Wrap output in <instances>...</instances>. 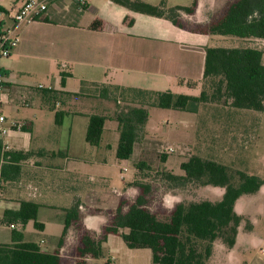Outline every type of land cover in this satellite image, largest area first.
Returning <instances> with one entry per match:
<instances>
[{
  "label": "crops",
  "instance_id": "crops-1",
  "mask_svg": "<svg viewBox=\"0 0 264 264\" xmlns=\"http://www.w3.org/2000/svg\"><path fill=\"white\" fill-rule=\"evenodd\" d=\"M21 2L0 0V7ZM145 2L158 3L152 0ZM166 3L170 5L167 0ZM168 20L164 16L129 9L112 0H48L47 10L42 16L17 27V46L9 57L0 59L6 75L0 103V115L5 116V121L0 125L10 126L17 121L21 127L12 126L7 134L0 133V146L2 152L22 150L30 154L14 162L20 165V170L13 178L8 177L13 175L14 168L0 157V171L3 169L7 178L0 194L3 212L7 208L17 209L21 200H33L39 203L38 218L42 212L45 217H51L47 210L53 208L59 211L57 216L63 224V207L70 206L77 199L84 226L94 234L100 233L101 228H96L106 224L107 209L86 215L85 209L92 207L85 203L83 194L89 191L96 168L108 162L106 153H114L113 164L117 166L125 159L116 156L119 131L115 115L118 102L97 96V84L161 90L152 86L151 79L178 72L182 77L179 80L181 84L193 89L191 94L200 92L208 46L203 45L202 51L197 53L191 50V43L171 41L168 32L176 33L182 27ZM183 47L192 52L185 53ZM197 63L199 66L195 69ZM62 71L67 75L64 85L61 82ZM141 76L149 78L141 81ZM131 80L140 82L134 84ZM187 80H196L198 84L190 86ZM40 83L51 88H39ZM56 111L61 112L60 124L55 122ZM93 113L107 116L98 145L86 141L89 116ZM108 121L114 122L110 128L107 127ZM18 131L24 134L17 135L15 132ZM144 132L141 140L149 136L146 130ZM15 135L17 139H14ZM125 171L120 168L123 179ZM101 215H105L103 220ZM91 218L96 219L95 228L90 223ZM41 222L44 224L41 230H44L47 222ZM73 234L75 238L69 242L68 237ZM59 238L60 235L55 236L58 247ZM41 241H45L44 238ZM73 241L78 243V234L70 228L59 248L61 256ZM259 250L264 252V247ZM260 252L246 264H264Z\"/></svg>",
  "mask_w": 264,
  "mask_h": 264
},
{
  "label": "trees",
  "instance_id": "trees-1",
  "mask_svg": "<svg viewBox=\"0 0 264 264\" xmlns=\"http://www.w3.org/2000/svg\"><path fill=\"white\" fill-rule=\"evenodd\" d=\"M112 1L135 11L164 16L174 24L195 32L264 39V0H228L209 20L193 25L181 18L194 12V2L192 5H168L166 0L156 4L143 0ZM66 76L62 71V85ZM187 84L194 86L198 81L187 80ZM96 89L97 96L118 102L115 115L119 131L116 156L129 159L136 143L144 137L150 107L197 112L202 103L223 101L235 108L264 112V51L250 45L208 46L197 95L112 83H98ZM106 119V115L90 114L87 142L92 145L100 143ZM55 122L61 123L60 111L55 113ZM29 154V151L22 150L2 152L0 146V157L14 168L13 175L8 178H13L20 170V165L14 162L27 158ZM161 156L165 161L167 155ZM137 167L150 170L145 161H139ZM180 167L183 170L181 174L169 169L158 171L159 179L175 190H183L192 184L223 188L221 198L214 201L208 198L180 199L163 217L148 206V195L153 190L151 180L137 179L130 185L138 187L139 193L131 200L120 199L115 208L105 211L107 222L99 234L84 226L79 200L75 199L70 206L63 207L59 247L52 252L44 250L37 241L25 239L23 230L28 221L33 220L37 229H43L44 224L38 220L39 203L21 200L17 209H5L0 218L1 224L14 225L11 227V241L0 243V264H62L59 248L70 228L77 231L75 248L82 257L101 256L108 234H119L128 247L150 248L151 264H208L213 256L214 241L220 240L231 247L243 223L246 229L251 228V223L236 210L235 205L243 193L258 190L263 180L255 174L234 170L195 154L182 161ZM1 174L4 182L6 175L3 169ZM145 174L147 177L150 173Z\"/></svg>",
  "mask_w": 264,
  "mask_h": 264
},
{
  "label": "rangeland",
  "instance_id": "rangeland-1",
  "mask_svg": "<svg viewBox=\"0 0 264 264\" xmlns=\"http://www.w3.org/2000/svg\"><path fill=\"white\" fill-rule=\"evenodd\" d=\"M152 1L158 2V0ZM167 1L170 5L177 3L192 5L194 2V12L181 18L185 23L193 25V23H204L209 20L228 0ZM176 31V33L168 32L170 40L173 41L174 39L180 43L183 41L184 44L191 43L193 47L191 50L197 53L202 51L203 45H250L259 47L264 51V39L261 38L208 34L186 28H178ZM183 51L185 53L192 52L188 51L186 47H183ZM159 59L161 60L162 56ZM198 66L197 63L194 68L197 69ZM177 73L157 75L155 80L151 79V84L161 90L171 89L176 92H190L189 94H191L193 89L181 84L182 82L179 80L182 77H179L180 75ZM131 75L135 74L131 73ZM136 75L142 74L137 73ZM201 76L195 79L201 78ZM146 78L149 77L141 76V81ZM130 82L139 84L140 80H131ZM3 106L6 108V104ZM5 114L8 115L7 111ZM113 123L108 121L107 127L110 128ZM145 130L149 136L137 143L131 157L123 160L120 166L113 164L115 155L112 151L106 153L108 162L96 168L89 191L83 194L85 203L92 207L85 209L86 215L102 209H113L122 198L133 199L140 190L130 183L145 178L153 183V190L148 195V206L159 216L165 217L175 202L180 199L208 198L213 201L219 200L223 188L213 185L195 186L192 184L183 190H175L169 188L167 182L159 179L158 171L164 169L183 173L180 163L195 154L221 162L234 170L239 169L255 174L263 180V184L258 190L243 193L235 205L236 210L251 223V228L246 229L245 223H243L237 240L231 247L226 246L220 240L214 241L213 256L208 264H246L253 256L258 255L259 249L264 247V112L235 108L223 101L202 103L196 113L150 107ZM15 133L17 135L24 134L21 131ZM14 139H17L16 135ZM162 154L167 155L165 161L162 160ZM139 161H145L150 166V170H140L137 167ZM123 166L127 167L124 172V179L120 175V168ZM146 172L150 173L147 177ZM3 185L4 182L0 194ZM1 201L0 199V206L3 205ZM2 212L1 206L0 216ZM47 213L51 217H45L42 212L38 218L41 221H46L47 227L44 230L37 229L34 227L33 221L30 220L25 225L24 236L26 240L39 241L45 249L54 251L58 248L55 236L61 235L63 224L59 222L58 210L51 208L47 210ZM104 217L105 215H101L100 219L103 220ZM91 219L90 223L95 228L96 223L94 221L96 219ZM99 228H101V233L103 228L97 227L96 229ZM42 238L45 241L42 242ZM74 238L75 234L70 235L68 241L70 242ZM0 241H11L10 228L4 224H0ZM74 243L73 241L66 248L65 246L62 247V249L65 248L62 264H107L108 261L109 264H151L152 261L150 248L128 247L119 234H108L103 245V253L99 257L85 259L79 256L75 246H72ZM260 255L264 258V252H260Z\"/></svg>",
  "mask_w": 264,
  "mask_h": 264
},
{
  "label": "built area",
  "instance_id": "built-area-1",
  "mask_svg": "<svg viewBox=\"0 0 264 264\" xmlns=\"http://www.w3.org/2000/svg\"><path fill=\"white\" fill-rule=\"evenodd\" d=\"M48 0H22L21 4L0 7V59L9 57L12 50L17 46L19 42V35L17 27L21 24L31 22L40 16H42L47 10ZM9 22V23H8ZM5 72L0 65V103H1V91L4 86ZM39 88H51V86H45L42 83L38 84ZM5 121V116L0 115V122ZM20 128L21 123L13 121L10 126L0 125V133L7 134L13 127ZM127 168L122 167V171ZM3 178L0 171V190L2 188ZM11 227H14L12 224Z\"/></svg>",
  "mask_w": 264,
  "mask_h": 264
}]
</instances>
